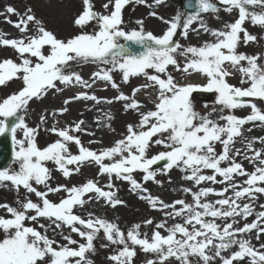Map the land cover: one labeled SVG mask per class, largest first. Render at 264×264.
I'll return each instance as SVG.
<instances>
[{
  "label": "snow or ice",
  "instance_id": "6c2138e0",
  "mask_svg": "<svg viewBox=\"0 0 264 264\" xmlns=\"http://www.w3.org/2000/svg\"><path fill=\"white\" fill-rule=\"evenodd\" d=\"M129 2L130 0H114L113 4V0H108L103 7L108 9L111 4L112 10L108 14H102L93 10L91 0H82L83 10L75 18V25L83 28L95 21L98 30L93 33L81 32L67 41L57 39L47 31L41 22L30 14L31 9H28L26 15L18 22H8L13 23L22 33L27 31L29 22H34L37 25L35 35L5 39L3 34H0V46H10L21 58L19 63L12 59L0 60V86H5L14 79L21 80L23 85L18 91L0 99V134L11 132L16 146L13 161L19 163L18 169H0V182H11L17 191L22 186L27 194H34L39 198L38 202H33L26 194L23 201H17L19 208L0 204V208L6 209L10 214V218L0 216V232L3 233V238L0 239V264H92L86 253L95 251L93 241L101 230L103 237L111 244L123 245L115 255L109 257L116 264H131L136 252L129 246V241L132 246H140L146 253H155L160 264H168L170 257H175L180 264H192L190 257L193 256L198 257L203 264H212L216 257H219L221 264H234L244 261L245 258H250L249 264H264V251L254 248L250 241L242 236L237 237L238 233L257 229L256 238L259 239L260 235L264 234V227H260L257 221L264 223V211L257 213L253 222L244 223L242 227L234 226L236 217H248L253 213L250 204L241 207L237 201L245 196L255 198L256 193H264V187L258 186L264 184V159H261L260 151H255L254 156L249 159L259 160L261 166L248 173L232 155L234 138L242 135V126L249 121L264 123V111L253 102V99L264 101V64L258 63L257 56L238 54L236 51L241 40L240 33H243L244 43L256 39L243 27L246 20H250L253 25L264 27V0H220L225 5L224 11H238V18L225 24L222 30L210 29L201 16V13H216V4L211 0H196L195 11L187 14L178 11L171 20L160 17L166 24L161 35L144 31L142 21H137L141 24L139 30L123 29L122 9ZM136 2L144 4L145 0ZM153 3L159 6L165 3V0H153ZM249 6H258L259 11L249 10ZM187 7L192 8L193 5L189 3ZM6 12L17 14L11 6L7 7ZM150 15L155 16L156 13L151 12ZM194 22L199 23L203 32L213 36L214 41H205L200 46H185L175 40L177 35L187 38L190 31H197L191 27ZM120 38L140 45L143 50L138 54L131 53L120 43ZM45 47L48 49L47 53L44 52ZM32 58H35V61ZM180 58L184 59L182 65ZM242 61H247V66H243ZM89 62L111 65L94 72L92 76L93 83L101 80L114 89L119 88L113 77L117 70L122 74L125 83L130 77H146L147 82L141 87L158 88L154 109L140 112V103L120 92L114 99L124 101L126 111L135 110L140 115L137 125L127 126V135L123 139L99 153L92 151L82 145L79 136L70 134V131H83V121H80L71 129H48L60 139L41 149L36 142V129L29 127L25 121L30 101L34 98L40 99L51 89L62 91L57 87V82L65 86L75 83L91 88L92 84L71 70L72 63ZM226 63L238 68L241 84H247V87L228 83L226 78L231 73L227 70ZM169 66L184 74L199 73L206 76L207 83H177L168 71ZM161 74L165 78H162ZM139 90H132L133 97ZM196 91L214 92L215 103L222 106L221 112L224 109L250 107L251 113L243 118L233 114L221 115L218 119L225 123H217L211 120L209 115L202 116L195 111L191 96ZM71 100L100 102L94 94L89 95L87 92H80L66 99L64 103L68 104ZM59 111L66 112L67 108ZM13 117L15 120L9 126L6 121ZM40 119L42 123L45 121L44 116ZM18 130L23 132L24 139H17ZM217 142L222 145V151L219 153L215 148ZM261 142L264 143V138H261ZM69 144L77 145L79 154H72ZM153 144L163 145L167 150L149 157L147 153ZM247 147L252 148L251 141ZM236 154H239V149ZM105 159L111 162L105 163ZM48 161L53 162L64 177L70 176L72 172L69 165H77L75 171L78 172L79 165L83 162H94L99 166V173L108 174L110 179L114 174L115 178L128 181L133 191H147L133 178V173L139 170L143 173L145 181L154 180L156 173L152 170V165L158 161H166L165 170L178 167L185 171L188 174L184 179L193 181L196 185L204 181L221 184L227 182V187L219 192H215L211 187L200 188L192 193L191 204L176 200L173 205H168L151 195L141 196L153 208L157 204L163 209L173 208L172 212L166 213L170 217H185L183 224L176 223L167 228V235L154 231L149 240L147 237L140 238L139 225H134L125 236L115 223L101 218L93 219L91 214L88 219L76 215L74 207L85 204V194L95 193L97 199L103 197L113 206L121 201L114 197V193L102 190L93 180L70 188L64 185L49 186L51 173L45 166ZM221 162H228V166L222 167ZM202 169H210L212 174L204 175ZM217 176L222 179L217 180ZM234 176H246V186L234 183ZM33 182L35 185H44L46 191L37 190ZM108 187H112L110 182ZM229 189L232 190V197L225 196ZM61 190L67 195L58 203L48 199L49 193H58ZM184 191L191 192V189L185 188ZM211 193L224 198L217 199L215 203L202 202V198ZM91 198L89 196V199ZM175 205L181 207L177 209ZM30 212L34 214H29ZM206 217L214 219L207 220ZM39 218L48 220L55 228L68 226L72 233L78 234L85 242L78 243L70 235H65L63 238L67 243L57 244L48 235L25 223H39ZM215 218H233V223L221 226L215 222ZM145 223L151 224L152 221ZM40 227L46 226L40 224ZM157 228H165V224L160 223ZM77 244L78 247L72 246ZM233 245H237L238 250L232 251L230 256L221 254ZM260 249H264V244L260 245ZM209 251L214 254L209 255ZM147 264L155 262L148 260Z\"/></svg>",
  "mask_w": 264,
  "mask_h": 264
},
{
  "label": "rangeland",
  "instance_id": "374dc122",
  "mask_svg": "<svg viewBox=\"0 0 264 264\" xmlns=\"http://www.w3.org/2000/svg\"><path fill=\"white\" fill-rule=\"evenodd\" d=\"M153 1V0H150ZM212 3L216 4L218 11L216 13L208 12L201 13L204 23L210 29H221V21L223 20V15L225 5H223L220 0H211ZM93 4V10L102 14H108L112 8L109 5L108 9H105L104 4L108 3V0H91ZM182 0H167L165 3L156 6L153 8L150 6L149 2L144 4H137L136 0H130L128 4L122 9V20L123 24L121 25L125 31L139 30L141 24H138L137 21H142L143 30L146 32H152L154 35H161L164 30L161 26L159 27L160 17L164 14L168 16L172 14H177L181 12L187 14L182 9ZM145 5V6H144ZM13 7L16 10L17 14H10L6 12L7 7ZM31 9L32 15L35 16L36 20H39L42 26L49 32H51L57 39L67 41L68 39L74 37L75 35L80 34L81 32L93 33L98 30L95 21L90 22L88 25L83 28L75 25L74 20L83 10L82 0H0V10L3 11V15L10 19L24 17L27 13V10ZM249 10L259 11V7L249 6ZM151 12H155L156 15H150ZM228 18L224 20L225 24L230 23L229 20H235L238 18V11L233 10L228 12ZM164 18V16H163ZM162 24V23H161ZM194 29L199 31H190L187 38L182 35H177L175 40L180 42L182 45L188 46H200L205 41H214V37L208 33L202 31L199 28V23L194 22L191 26ZM243 27L248 31V33L256 39L254 41H249L248 43L243 42V33H240L241 40L238 43L237 53H243L247 56H257L258 63L264 64V27L259 25H253L250 20H246ZM223 29V28H222ZM0 34H8L10 31L0 29ZM37 32V25L34 22H29L26 32H20L22 36L35 35ZM208 38V40H206ZM12 39V38H8ZM120 43L124 44L123 38H120ZM48 49L45 47L44 52L47 53ZM27 55V54H25ZM3 59H12L13 61L19 63L20 56L12 49L10 46H0V60ZM35 61V58H32ZM181 65L184 63V59L180 58ZM243 66L247 65V61H242ZM246 64V65H244ZM227 70L231 73V76H228L226 79L228 83L237 86V87H247V84H241V73L238 68H233L230 64L226 63ZM111 65H105L102 63H72L71 70L78 73L83 80L88 81L92 84L91 88H85L82 85L72 84L65 86L57 82V87L61 88L62 91L57 92L54 89L49 90L44 96L40 99H33L30 101L27 115L25 117L26 124L29 127L36 129V142L38 147L41 149L46 147L48 144L55 142L57 139H60L55 133L49 131L53 127L57 129L69 128L71 129L76 123L83 121L82 129L83 131L74 132L70 131V134L79 136L81 143L84 147L89 148L92 151L99 153L101 150L111 147L114 143L120 139H123L127 135V126L129 124L135 125L132 123L130 114L135 112V114L140 119L138 111L135 110H125L124 101L115 100L114 97L118 96L120 92H123L125 95L136 99L140 103L139 96L152 100V102L157 101L158 88L157 87H141L146 81V77L143 75L138 77H130L129 81L125 83L122 79V74L117 70L113 73V77L118 89H114L110 84L96 80L93 83L92 74L100 69L109 68ZM152 72L153 70H149ZM168 71L173 75L177 83L183 84L186 79L189 82H195L199 84H206V76H202L199 73H192L191 78L188 79V74L176 71L172 66H169ZM162 78H165L161 74ZM22 81L19 79H14L11 82H8L5 86H0V99L18 91L22 88ZM139 88L140 90L133 97L132 90ZM80 92H87L89 95H95L99 103L90 100H71L68 104H65L64 101L69 99L75 94ZM194 109L200 115H209L211 120L216 121L217 123L223 124L225 121L219 120L218 117L221 115L233 114L237 117H246L251 113L250 107L236 108L232 110L224 109L221 112L222 106L215 103L216 94L210 92L209 100L199 101L191 96ZM250 99V98H244ZM106 101H112L107 103ZM80 102V104H79ZM253 102L264 111V101L253 99ZM78 105H74V104ZM95 106L96 110L91 112L87 118L84 117L85 113L90 111L91 106ZM67 108L66 112H60V109ZM154 108V106H152ZM216 111H213V109ZM152 110L150 108L143 109L140 108V112H146ZM240 110V111H238ZM244 111V112H241ZM44 116L45 121L42 123L40 117ZM2 119V118H0ZM251 123L257 126V132L252 136H245L242 133L241 136L234 138L232 147L234 148L232 155L234 156L236 162L241 163L246 170V172L251 173L255 170L256 167L261 166L259 160H251L249 158L253 157L255 151H260L262 153L261 159H264V143L261 142V138H264V123L260 121H251ZM17 139H24L23 132L17 131ZM251 141L252 148L248 149L247 145ZM240 147H244L245 150L243 154H236V150ZM16 146L14 145V149ZM217 153L222 151V145L216 143L215 145ZM242 149V148H241ZM69 150L72 154H79V148L75 144H69ZM163 145L153 144L147 155L151 157L156 155L160 151H165ZM247 157V158H246ZM105 163H110L111 161L105 159ZM166 161H161L160 166L153 167L152 170L155 171L156 175L154 180L145 181L143 179V173L139 170L133 173V178L137 180L142 185L143 189H146V192L136 190L133 191L131 184L128 181L123 179L115 178V175L109 178L108 174L99 173V166L94 162L88 163L87 161L79 165L80 170L75 171L77 165H69L68 167L72 169L70 176L64 177L63 174L57 170L55 164L51 161L45 162V166L50 169L51 178L48 181V185L51 187H56L57 185H64L66 187L81 186L86 183L88 180H93L97 183L98 187H101L104 191H109L114 193V197L121 201V203L116 204L115 206L111 205L106 201L105 198L101 197L96 198L95 193L85 194L83 199L85 204L83 206H75L74 213L79 215L83 219H88L89 214L91 218H101L108 222L115 223L119 229L127 235V232L133 228L134 225H139L138 232L140 238L147 237L151 239L152 233L154 231H159L161 235H167V228L172 227L176 223L183 224L185 217L183 216H168L166 213L172 212L173 208L163 209L159 204L153 208L147 200L142 199L141 196L151 195L156 197L159 201H163L165 204L173 205L176 200H184L186 203H193L192 193L197 192L200 188L211 187L215 192L221 191L223 188L227 187V182L224 184L221 183H212L208 181L201 182L200 185H196L193 181L184 179L185 175L188 174L185 171H182L178 167H173L171 169L165 170L164 165ZM222 167L228 166V162H221ZM19 163L12 161V163L7 168L18 169ZM202 174L211 175L212 170L202 169ZM222 177L217 176V180H221ZM247 179L246 176H234V183L239 186H246L244 181ZM109 182L112 187L109 188ZM33 186L40 191H46L44 185H35ZM258 186L264 187V184H259ZM189 188L191 192H185L184 189ZM26 190L21 186L19 191L11 184L9 181L0 182V204H7L11 207L19 208L18 200L23 201L26 195ZM28 197L33 202H38L39 198L34 194H27ZM67 195L66 192L61 190L58 193H49L48 199L54 203H58L60 199L64 198ZM232 190L229 189L225 194L227 197H232ZM89 196L92 198L89 199ZM224 197L217 196L215 193L209 194L208 197L202 198V202H211L215 203L217 199ZM241 207L244 204H250L253 209V213L248 217H236V223L234 226L242 227L244 223H251L256 220V214L264 211V193H256L255 198L252 197H242L237 201ZM219 207V205H216ZM180 205H175V208L179 209ZM29 214H34L30 212ZM0 216L5 218H10V214L7 213L6 209L0 208ZM207 220H212V217H206ZM151 220V224L145 223L146 221ZM215 222L223 226L225 223H233V218L221 219L215 218ZM27 226H32L38 231L48 235V237L57 242V244H65L67 241L64 240L65 235H70L72 239L78 241V243H84V239L81 238L78 234L72 233L68 226H63L62 228H55V225H51L50 222L44 218H39V223H33L32 221L25 222ZM160 223L165 224V228H157V225ZM260 227H264V223L257 221ZM40 224H44L46 227L41 228ZM77 227H82L77 225ZM199 227V226H197ZM54 229V230H53ZM191 230V226H189ZM257 229H253L251 232L237 234V237L247 239L250 241L251 245L260 249V245L264 244V234L260 235V238H256ZM251 235V236H250ZM249 236L251 239H249ZM179 238V234H177ZM3 238V233L0 232V239ZM217 243L219 241H216ZM95 251L86 253L87 259L92 261V264H116L115 261L109 259L110 256L115 255L123 245L111 244L103 237V231L101 230L98 233L97 238L93 241ZM129 246L134 248L136 255L132 257L131 264H147L148 260H153L155 264H160L157 255L155 253H146L141 250L140 246H132L129 241ZM102 245H107L102 246ZM73 247H78L77 245H72ZM238 250L237 245H233L231 249L222 251V255L230 256L232 251ZM209 255H213L212 251L208 252ZM192 264H203L198 257H190ZM250 258H245L241 264H249ZM168 264H180L175 257H170ZM212 264H221L219 257H216Z\"/></svg>",
  "mask_w": 264,
  "mask_h": 264
},
{
  "label": "bare ground",
  "instance_id": "6f19581e",
  "mask_svg": "<svg viewBox=\"0 0 264 264\" xmlns=\"http://www.w3.org/2000/svg\"><path fill=\"white\" fill-rule=\"evenodd\" d=\"M166 1V4H167V0H165ZM146 2H149V4H150V6L152 7V9L153 8H156V5H154V3H153V1H150V0H145V3ZM137 3V2H136ZM113 4H114V0H113ZM137 4H140V3H137ZM145 6V5H144ZM110 7L112 8V5L110 4ZM3 11H1L0 10V29H4V30H8V31H10V33H8V34H3V38H5V39H8V38H12V39H20V38H26L27 36H22L21 34H20V30L18 29V28H16L15 26H14V24L13 23H9L8 21L10 20V21H13V22H18L19 20H18V18H15V19H10V18H7L6 16H4L3 15V13H2ZM176 14H172V15H170V16H168V14H164L163 16H164V20H171L174 16H175ZM227 15H228V12H225L224 13V15H223V20L221 21V23H220V25H221V30H222V28L224 29V25H225V22H223L224 20H226V18H228L227 17ZM162 16V17H163ZM227 21H229L230 23H232V22H234L235 20H227ZM160 23H159V27L161 26L162 28V30H165V28H166V24L163 22V20H161L160 19V21H159ZM162 23V24H161ZM181 31H182V29H181ZM203 31V30H202ZM1 33V32H0ZM206 40H208V38L206 39ZM211 41H213V40H211ZM264 48V47H263ZM263 51H264V49H262ZM244 65H246V64H244ZM247 66V65H246ZM192 76L194 77L195 75L194 74H192ZM187 78L188 79H190L191 78V75H188L187 76ZM187 82H189L187 79H186V81L183 83V84H187ZM193 84H195V83H193ZM78 94V93H77ZM77 94H75V95H77ZM139 101H140V105H141V107L140 108H143V109H148V108H150V109H154V108H152V106H154V102H152V100H149L148 98H146V97H143L142 95H140L139 96ZM79 104H80V102H79ZM75 106L76 105H78L77 103L76 104H74ZM94 110H96V107L93 105V106H91V108H90V111H88L87 113H85V115H84V117L85 118H87L88 116H89V114L91 113V112H93ZM238 111H240V110H238ZM241 112H244V111H241ZM130 117H131V119H132V123L133 124H135V125H137L138 124V122H139V118H138V116L135 114V112H132L131 114H130ZM243 118V117H242ZM255 128H257V126H255V124H253V123H251V121H249V122H247L246 124H244L243 126H242V133L243 134H245V136H252V135H255L256 134V132H257V129H255ZM242 148V149H241ZM232 149L234 150V148L232 147ZM244 150H245V148L244 147H240L239 148V154H243V152H244ZM233 152V151H232ZM251 236V235H250ZM250 236H249V239H251L250 238ZM262 251H264V249H262ZM242 262H234V264H241Z\"/></svg>",
  "mask_w": 264,
  "mask_h": 264
},
{
  "label": "water",
  "instance_id": "95a60500",
  "mask_svg": "<svg viewBox=\"0 0 264 264\" xmlns=\"http://www.w3.org/2000/svg\"><path fill=\"white\" fill-rule=\"evenodd\" d=\"M195 2L196 0H184L182 6L186 10V12L189 13L195 11ZM189 3L193 5L192 8L187 7ZM124 45L126 47V50L130 51L133 54H138L143 50L140 45L132 42L125 41ZM195 97L198 99L206 100L208 98V94L206 92H197L195 93ZM14 120V117L9 118L6 123L10 126ZM13 151L14 148L11 132L0 134V169H5L11 163L13 159Z\"/></svg>",
  "mask_w": 264,
  "mask_h": 264
}]
</instances>
